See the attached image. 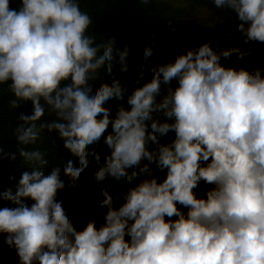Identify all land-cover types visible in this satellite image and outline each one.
I'll use <instances>...</instances> for the list:
<instances>
[{"label":"clouds","instance_id":"9594fccd","mask_svg":"<svg viewBox=\"0 0 264 264\" xmlns=\"http://www.w3.org/2000/svg\"><path fill=\"white\" fill-rule=\"evenodd\" d=\"M212 3L235 14L245 44H264V0ZM91 24L79 0H21L18 10L0 0V91L12 94L11 108L32 105L18 115L16 153L0 148V159L18 153L32 165L14 194L0 192L15 205L0 208V233L19 264H264V69L220 63L251 50L205 42L153 66L151 80L127 96L130 107L121 103L113 116L106 104L123 101L127 87L94 80L102 64L109 74L114 63L126 72L129 48L89 34ZM152 55L146 46L143 59ZM45 130L57 131L72 154L50 171L45 153L28 147ZM169 132L174 139L161 143ZM102 137L110 149L103 162L88 147ZM93 159L96 183H137L119 207L102 188L104 222L78 230L57 192Z\"/></svg>","mask_w":264,"mask_h":264},{"label":"trees","instance_id":"16d2710c","mask_svg":"<svg viewBox=\"0 0 264 264\" xmlns=\"http://www.w3.org/2000/svg\"><path fill=\"white\" fill-rule=\"evenodd\" d=\"M79 4L81 10L92 19L89 34L93 33L97 39L111 37L115 40V47L121 50L125 45L129 48L126 72H121L120 65L114 63L112 72L109 74L105 71L106 65L102 64L94 80V85L99 86L103 82L111 83V80L115 78L127 87L128 91L123 101L112 99L106 104L113 116L121 103L126 108L130 107L126 103L127 96L151 80L150 69L153 66L173 62L178 55L185 54L187 50L195 49L205 42H209L213 49L219 50L230 47L246 50L247 47L237 30L235 14L217 8L212 0H148L147 4L142 3L141 0H79ZM20 6L21 0H10V8L18 10ZM202 9L218 10L217 17L220 23L212 25L206 18L200 17ZM146 46L153 48V55L144 60L143 52ZM249 49L251 55L237 59L236 54H233L230 58H222L220 63L225 67H243L249 71L256 67L264 69V44L250 42ZM141 70L144 72L142 78L139 75ZM176 86L177 81L173 80L172 87ZM6 87L7 85H0V89ZM165 91L166 89L162 88V95ZM12 98L10 92L0 91V148L10 154L17 151L14 129L19 123L18 115L21 112L31 114L32 109L30 101H21L18 108H11L9 102ZM54 119H56L54 113L44 117L46 122ZM107 131H111V127ZM174 136V132H169L161 137V143L170 142ZM28 147L45 153L49 160V164L45 166L48 171L72 155L63 147V141L55 130L51 133L45 130L41 139L35 145ZM88 147L100 154L101 162L106 155L110 154V149L104 144L103 137L97 144ZM74 159L79 162L78 155ZM31 167L32 165L18 153L15 161H12L10 157L0 159V192L11 189L14 194L21 171ZM97 170L98 167L93 159L79 174L74 184L68 182L63 171L61 172L66 183L63 189L58 190L57 196L63 201L78 230L83 229L90 220H95L97 227L104 222L103 215L107 209L100 206L104 198L98 195L102 188L107 187L115 199L116 206L119 207L123 202V194L137 183L133 181L129 184L126 180L116 182L110 179L98 184L94 181L93 175ZM155 175L160 181L165 177V173L159 170L155 171ZM198 188L203 194V185H199ZM26 203L30 206L33 201L29 199ZM14 206L10 201L0 199V208ZM6 235L0 233V264H19L16 250H12V247L5 243Z\"/></svg>","mask_w":264,"mask_h":264},{"label":"rangeland","instance_id":"374dc122","mask_svg":"<svg viewBox=\"0 0 264 264\" xmlns=\"http://www.w3.org/2000/svg\"><path fill=\"white\" fill-rule=\"evenodd\" d=\"M218 13H219L218 10L210 11L208 9H202L200 17L206 18L209 21V23H211L212 25L213 24H219L220 21H219V18L217 17ZM248 46H249V43L247 44L246 50H248ZM12 250H15V249L12 248Z\"/></svg>","mask_w":264,"mask_h":264}]
</instances>
